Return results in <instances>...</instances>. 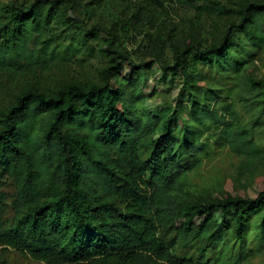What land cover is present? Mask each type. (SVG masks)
Returning a JSON list of instances; mask_svg holds the SVG:
<instances>
[{
	"label": "trees",
	"instance_id": "trees-1",
	"mask_svg": "<svg viewBox=\"0 0 264 264\" xmlns=\"http://www.w3.org/2000/svg\"><path fill=\"white\" fill-rule=\"evenodd\" d=\"M202 1L191 2L197 14L236 20L220 39L203 47L176 45L173 64L163 58L159 63L163 71L182 77L180 94L188 93L192 121L209 120L230 131L231 122L215 111L217 91L199 85L204 76L196 67L231 63L236 72L241 70L249 55L245 58L241 49L264 45V3L229 7L218 0ZM68 3L71 0L11 1L0 7L5 21L0 23V84L4 76L48 67L49 57L39 52L53 43L44 39L54 21L63 19ZM78 28L87 38L102 30ZM33 41L41 48H31ZM119 57L122 62L102 70L101 83L73 81L53 90L28 87L0 111V247L19 250L42 264H214L212 254L228 243V232L239 250L251 225H258L263 235L264 188L254 197L178 198L189 165L199 160L202 150L175 134L177 109L160 117L138 105L139 93L112 88L110 71L120 63L136 72L152 65L136 64L121 52ZM248 83L263 86L251 77ZM179 103L180 98L176 107ZM231 105L226 106L229 114ZM229 143L240 150V144L250 140L233 137ZM5 177L16 190V217L9 226L1 220ZM230 210V216H224ZM196 217L202 219L194 225ZM173 231L183 244L205 241L198 256L177 254V242L169 240L174 235L167 238Z\"/></svg>",
	"mask_w": 264,
	"mask_h": 264
},
{
	"label": "rangeland",
	"instance_id": "rangeland-1",
	"mask_svg": "<svg viewBox=\"0 0 264 264\" xmlns=\"http://www.w3.org/2000/svg\"><path fill=\"white\" fill-rule=\"evenodd\" d=\"M29 4L34 0H0V7L9 2ZM226 6L237 3H264V0H218ZM189 2L179 0H71L67 4L63 19L54 21L46 42L53 43L39 54L49 57L48 67L15 78L3 77L0 84V111L11 104L14 95L25 88L53 90L69 82L101 83V72L108 66L118 65L123 58L138 64L151 62L150 68L132 71L120 63L119 69L110 71L112 88H125L126 92L139 93L145 111L164 117L177 109L175 134L202 150L199 160L189 165L184 184L177 196L180 200L203 199L212 201L225 194L254 197L264 188V45L241 49L248 55L244 67L235 71L233 64L226 67L214 64H198L196 71L204 79L202 88L217 91L215 111L225 121L229 120L230 131L223 124L209 120L203 123L192 121L188 115V93L181 96L182 77L179 73L163 71L159 59L173 64L174 47L189 43L206 46L212 40L220 39L228 24L235 17L221 14H197ZM202 0H196L201 4ZM4 16L0 17L3 23ZM102 29L95 37H86L78 26ZM112 39L113 45H108ZM238 45L240 38L235 39ZM42 45L31 42V48ZM53 49V50H52ZM249 50V51H247ZM245 54V55H244ZM117 61V62H116ZM248 77L260 81L262 87L248 83ZM180 103L176 107L177 100ZM231 102V103H230ZM231 105L229 114L226 106ZM220 105V106H219ZM243 138L250 143L240 144V150L231 147L229 139ZM253 151H249V148ZM246 148H248L246 150ZM184 154V146L179 147ZM144 156V153H141ZM190 157V156H189ZM1 190L6 195V205L1 213L4 226H9L16 217L12 206L16 190L10 178H3ZM232 211L227 213L230 216ZM220 213H217V217ZM258 216L254 217L256 220ZM202 218L196 217V225ZM253 220V221H254ZM177 242V254L198 256L205 241L183 244L173 231L167 236ZM228 243L215 250L214 264H264V234L258 225H251L244 248L239 250L228 232ZM235 244V249L232 246ZM219 248V247H218ZM254 250V253L250 251ZM0 264H42L27 254L12 248L0 247Z\"/></svg>",
	"mask_w": 264,
	"mask_h": 264
}]
</instances>
